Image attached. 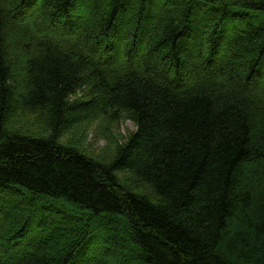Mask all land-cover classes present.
<instances>
[{"label":"trees","instance_id":"16d2710c","mask_svg":"<svg viewBox=\"0 0 264 264\" xmlns=\"http://www.w3.org/2000/svg\"><path fill=\"white\" fill-rule=\"evenodd\" d=\"M88 2L83 27L79 0H0V264H264V0ZM22 107L49 137L8 130ZM123 112L107 164L60 143Z\"/></svg>","mask_w":264,"mask_h":264},{"label":"rangeland","instance_id":"374dc122","mask_svg":"<svg viewBox=\"0 0 264 264\" xmlns=\"http://www.w3.org/2000/svg\"><path fill=\"white\" fill-rule=\"evenodd\" d=\"M74 8L75 9H73V15L77 19L80 18V22L83 27H85L87 24H92L90 19L88 0H79L77 7ZM26 12L27 8H24L23 10L19 11L16 16H13L12 20L14 21L15 17L21 18V16ZM63 21V16L59 15L46 24H42L41 27L44 28L43 30H56L58 27L60 28L63 25ZM65 21H67V19ZM52 23L53 25L51 26L50 24ZM69 23L64 24L68 25L70 29L72 24ZM12 29L13 28L11 26L10 30ZM13 30L10 32L11 35L9 36L10 44L16 46L15 43H17L19 36ZM90 56H92L94 60L98 62L97 56L95 54H90ZM20 57L22 60L24 54H21ZM193 68L197 69L198 67L194 66ZM198 70H201V68H198ZM161 72L165 74L162 69ZM22 75L23 74H16V78L19 76V83H17V85L20 89L21 82L23 81ZM260 93L262 94V92ZM89 100L90 99L87 89L70 98L71 102H85ZM91 118V120H85L79 125L73 127L66 134H63L60 138V143L64 146L87 155L88 157L98 161L99 163L107 164L114 158L117 150L121 146L127 144L129 138L136 133L137 126L131 119L130 115L124 112L121 113L118 117L109 114L96 113V115L92 116ZM7 128L10 132L37 138H47L51 135L47 115L41 108H16L14 113L8 120ZM118 178L124 186L133 191L135 194L146 195L149 196L152 200H155V197L153 196L151 190L148 187L135 182L134 177L130 173L125 171L120 172L118 174ZM3 205H7V209L14 207L10 200H2L0 207H2ZM15 205L16 207H19L21 206V202H18ZM22 207L25 208L24 205H22L20 207L21 211L23 210ZM11 211L9 212V214L11 213ZM4 219L5 214L0 212V224L3 223ZM70 225H73V223H70ZM66 233L69 236L67 231ZM97 242L99 241L97 240ZM19 251L20 247H17V245H15L14 248L11 247L9 249V255L13 253L15 254Z\"/></svg>","mask_w":264,"mask_h":264}]
</instances>
